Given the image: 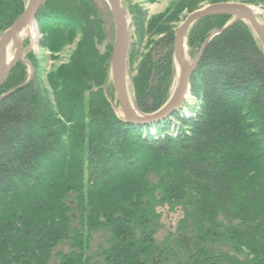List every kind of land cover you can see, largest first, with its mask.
<instances>
[{
    "label": "trees",
    "instance_id": "16d2710c",
    "mask_svg": "<svg viewBox=\"0 0 264 264\" xmlns=\"http://www.w3.org/2000/svg\"><path fill=\"white\" fill-rule=\"evenodd\" d=\"M27 1L0 0V37ZM231 1H184L172 17ZM105 4L46 0L41 47L55 53L81 37L71 63L48 74L49 91L28 52L0 88V264H264V52L251 28L238 22L210 41L179 111L133 125L104 92ZM132 15L140 41L160 36L131 78L151 115L171 97L176 30L169 17L147 27L141 10ZM230 22H197L191 56ZM178 214L167 230L164 218Z\"/></svg>",
    "mask_w": 264,
    "mask_h": 264
},
{
    "label": "water",
    "instance_id": "95a60500",
    "mask_svg": "<svg viewBox=\"0 0 264 264\" xmlns=\"http://www.w3.org/2000/svg\"><path fill=\"white\" fill-rule=\"evenodd\" d=\"M46 0H29L23 14L0 38V88L8 75L23 61L25 52L22 50L20 35L28 28L35 29L37 26V15ZM110 7L115 26L114 46L111 57V78L126 122L133 125H148L159 122L179 111L184 102L190 97L191 78L207 48L210 41L217 35L224 33L235 23L244 22L255 35L261 49L264 52V22H262L254 7L240 3H221L210 5L207 8L192 13L186 21L178 28L175 37L174 62L177 69V84L169 101L156 113L151 115L142 114L136 105L132 104L128 96V53L130 47L131 31L126 11L122 0H105ZM216 16H228L231 22L219 32H215L203 44L200 53L193 62L187 55V36L192 27L205 18ZM10 47L15 48L12 60L8 58ZM5 98L2 96L0 102Z\"/></svg>",
    "mask_w": 264,
    "mask_h": 264
},
{
    "label": "rangeland",
    "instance_id": "374dc122",
    "mask_svg": "<svg viewBox=\"0 0 264 264\" xmlns=\"http://www.w3.org/2000/svg\"><path fill=\"white\" fill-rule=\"evenodd\" d=\"M28 1H27V3H28ZM184 1H188V0H122V5L126 11L127 19H128L129 24H130L129 30L131 31L130 47H129V53H128V66H127V78H128V80H127L128 81L127 91H128L129 99H130L131 103L134 105H136V103H135V99H134L133 85L131 82V78L133 75L132 73L134 70H137V67L140 63L141 58L149 51L150 46L154 45L160 39V36H157V35H154L153 33H151V34H147L143 38V40L140 41L139 38L135 36V29L133 27L134 18L132 15L133 10L135 8H137L138 10H141V12L143 14H145L146 26L148 25L147 27H149V25L152 22H157V21H160L161 19L165 21L169 17V20H168L167 24L165 25V27L171 26L172 28H175L176 33H177L178 28H180L182 26L184 21H186V19L192 13L210 6V4L205 3V4L200 5L199 8L197 10L193 11L192 13H188V12L178 13L173 18L172 16L176 12V9H178V5ZM261 1L262 2H259L258 0H254L255 4H247V5H250L251 7H254L255 9H259L261 11L259 18L262 22H264V0H261ZM105 3H106L105 4L106 8L108 9V15H109V20H108L109 21V23H108L109 27L107 28V35H108L107 38H108V43L112 44V48H113V46H114V35H115L114 20H113L109 5L107 4L106 1H105ZM229 3L244 4V3L239 2L238 0H232ZM172 20H176V21H174V23H173ZM31 30L32 31L34 30V33H35L34 36H31V34H30ZM35 37L37 38V40L35 39ZM175 37H176V35H175ZM43 40H44V37L38 28V24H37L35 29H33V27L28 28L27 30H25L20 35V41L22 43V50L23 51L29 50L28 52H32L35 56V59L41 63V68H42L41 70H42V76H43L42 81L44 82V86L47 88V90L51 91V88H50L48 81H47L48 74H53V73L55 74L57 72V70L61 69L62 67H65L71 63V60L77 51L78 44L81 41V37L78 38L74 44L69 45V46L65 47L64 49H62L61 51L55 52V53L51 52L50 50L43 49L41 47ZM135 44H138L139 51L137 54L138 55L137 62L136 63L134 62V65H133L130 62V53L133 50H135V49H133V46ZM28 52H25V54L23 56V61H21L25 64H28V61H29L27 59ZM112 52H113V50H112ZM14 55H15V48L10 47L9 51H8V58L10 56V60H12ZM186 55H187L190 62H193L197 57V55L191 56L188 46L186 49ZM175 70H176V75H175V80H174V86L171 90V96H172L173 91L176 87L177 78H178L176 65H175ZM31 72H32V69L30 67L29 73H31ZM110 72H111V63H110ZM104 92H105L106 96L111 100V103L113 104V107L116 110V112L118 113V115L122 117L123 113H122L120 104L118 102L116 92L114 90L111 74L109 75V78H108V80L104 86ZM189 99H190V97H189ZM180 217H181L180 214L172 215V216L167 215L163 221L167 226V230H173L176 227V224H177ZM163 231L161 233V237H163L164 235L167 234L166 232H163Z\"/></svg>",
    "mask_w": 264,
    "mask_h": 264
},
{
    "label": "bare ground",
    "instance_id": "6f19581e",
    "mask_svg": "<svg viewBox=\"0 0 264 264\" xmlns=\"http://www.w3.org/2000/svg\"><path fill=\"white\" fill-rule=\"evenodd\" d=\"M255 10H256V12H257V14H258V16H259V15L261 14V11H260L259 9H255ZM30 34H31V36H34V34H35V33H34V30H33V31L31 30V33H30ZM35 39L37 40L36 37H35ZM9 60H10V56H9Z\"/></svg>",
    "mask_w": 264,
    "mask_h": 264
}]
</instances>
